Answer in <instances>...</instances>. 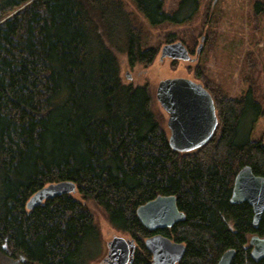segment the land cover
Here are the masks:
<instances>
[{"label":"trees","instance_id":"16d2710c","mask_svg":"<svg viewBox=\"0 0 264 264\" xmlns=\"http://www.w3.org/2000/svg\"><path fill=\"white\" fill-rule=\"evenodd\" d=\"M201 3L0 0V254L21 264H89L100 237L93 205L135 240L130 264H152L144 239L153 232L184 243L177 264H216L228 248L230 264H264L248 243L264 236V212L254 228L251 206L229 200L243 165L264 177V141L241 135L244 118L263 116L264 107L250 92L232 97L197 75L218 124L201 146L180 152L148 84L120 73L121 53L131 67L155 58L157 48L144 46L146 24L190 21ZM60 180L76 190L26 208L35 191ZM158 194L175 195L185 218L149 231L136 208Z\"/></svg>","mask_w":264,"mask_h":264},{"label":"rangeland","instance_id":"374dc122","mask_svg":"<svg viewBox=\"0 0 264 264\" xmlns=\"http://www.w3.org/2000/svg\"><path fill=\"white\" fill-rule=\"evenodd\" d=\"M178 0H167V7L176 5ZM198 13L184 23H164L161 26H148L144 35L146 47H156L155 58L147 64L130 66L126 56L119 54L120 73L125 81L133 84H148L152 95V107L160 114L166 126L168 114L161 108L155 97L156 86L161 79L183 76L218 86L232 97L249 94L264 107V0H201ZM264 6V5H263ZM129 9L133 6L128 3ZM173 33L182 38L195 56V49L202 43L197 59L192 62L160 57V49L165 42V34ZM196 33L192 43L188 38ZM205 32V33H202ZM143 48H146L144 47ZM193 49V50H192ZM196 57V56H195ZM200 73V74H198ZM249 133L251 138L264 141V115L253 120L249 113L243 120L241 135ZM96 223L100 230L99 240L89 249L95 256L89 264H109L107 242L115 235L130 236L112 226L100 207H93ZM21 256L11 258L0 254V264H21Z\"/></svg>","mask_w":264,"mask_h":264},{"label":"water","instance_id":"95a60500","mask_svg":"<svg viewBox=\"0 0 264 264\" xmlns=\"http://www.w3.org/2000/svg\"><path fill=\"white\" fill-rule=\"evenodd\" d=\"M199 43L195 50L197 56L202 49ZM160 57L187 61L190 59L185 44L180 41L164 43ZM155 97L161 107L168 113L166 126L168 143L172 149L191 151L205 143L213 135L218 123L215 105L210 92L191 78L174 76L161 79L156 86ZM76 185L70 180L48 183L35 191L26 208L32 209L45 199L72 193ZM231 203L247 202L253 211L252 225L258 227L264 212V177L254 174L249 165H243L236 173L230 195ZM136 214L142 225L149 231L171 227L183 220L185 214L180 211L173 194H158L140 204ZM248 242L250 254L254 259L264 256V236L253 233ZM107 255L117 264H130L132 261L135 240L115 235L108 242ZM144 246L151 254L152 264H177L185 252V245L158 232H153L144 239ZM235 254L234 248H228L220 255L216 264H230Z\"/></svg>","mask_w":264,"mask_h":264},{"label":"flooded vegetation","instance_id":"af4514ba","mask_svg":"<svg viewBox=\"0 0 264 264\" xmlns=\"http://www.w3.org/2000/svg\"><path fill=\"white\" fill-rule=\"evenodd\" d=\"M189 54H190V59L188 60L189 62H192V61H194L195 59L198 58V56H197V57L194 56V58H192V53H191V52H189ZM161 108H162V107H161ZM162 109H163V108H162ZM165 112H166V111H165ZM166 113H167V112H166ZM105 261H106V262L108 261L109 264H117V262L115 261V259H112V258H110L109 256H108V258L105 259Z\"/></svg>","mask_w":264,"mask_h":264},{"label":"bare ground","instance_id":"6f19581e","mask_svg":"<svg viewBox=\"0 0 264 264\" xmlns=\"http://www.w3.org/2000/svg\"><path fill=\"white\" fill-rule=\"evenodd\" d=\"M52 183H54V182H52ZM42 187H43V186H42ZM29 198H30V197H29ZM29 198H28V199H29ZM27 201H28V200H27ZM224 251H225V250H224ZM222 253H223V252H222Z\"/></svg>","mask_w":264,"mask_h":264}]
</instances>
